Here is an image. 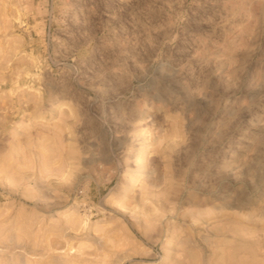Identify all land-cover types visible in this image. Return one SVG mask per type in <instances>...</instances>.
Returning a JSON list of instances; mask_svg holds the SVG:
<instances>
[{
    "label": "rangeland",
    "instance_id": "374dc122",
    "mask_svg": "<svg viewBox=\"0 0 264 264\" xmlns=\"http://www.w3.org/2000/svg\"><path fill=\"white\" fill-rule=\"evenodd\" d=\"M0 264H264V0H0Z\"/></svg>",
    "mask_w": 264,
    "mask_h": 264
},
{
    "label": "bare ground",
    "instance_id": "6f19581e",
    "mask_svg": "<svg viewBox=\"0 0 264 264\" xmlns=\"http://www.w3.org/2000/svg\"><path fill=\"white\" fill-rule=\"evenodd\" d=\"M145 152H147V149H146V148H143V154H144Z\"/></svg>",
    "mask_w": 264,
    "mask_h": 264
}]
</instances>
